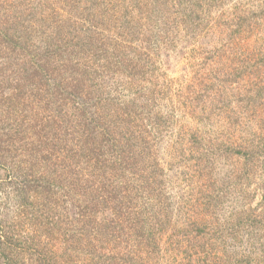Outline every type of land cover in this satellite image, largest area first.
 <instances>
[{"label": "rangeland", "instance_id": "rangeland-1", "mask_svg": "<svg viewBox=\"0 0 264 264\" xmlns=\"http://www.w3.org/2000/svg\"><path fill=\"white\" fill-rule=\"evenodd\" d=\"M0 3L1 15L32 8L45 15L35 17L36 30L60 33L68 53L94 59L97 47H128L134 66L127 70L137 73L118 81L138 82L131 92L120 86L104 96L125 105L143 93L146 114L161 128L146 160L158 183H148L151 196L141 206L150 216L146 232L168 228L159 264H264V0ZM28 64V56L19 60L0 47V126L15 123L23 135L32 134L38 116L48 129L52 116L19 81ZM12 155L2 160L6 169L0 166L8 189L4 180L22 159ZM8 202L1 217L10 220L16 203Z\"/></svg>", "mask_w": 264, "mask_h": 264}, {"label": "trees", "instance_id": "trees-1", "mask_svg": "<svg viewBox=\"0 0 264 264\" xmlns=\"http://www.w3.org/2000/svg\"><path fill=\"white\" fill-rule=\"evenodd\" d=\"M2 6L0 47L17 53L19 60L28 56L22 70L26 80L19 81L52 116L48 129L38 116L29 135L14 129L15 123L8 130L0 126V166L6 169L2 160L9 153L22 158L4 180L11 189L0 184V195L1 190L6 194L0 198V264L161 263L168 228L146 232L150 216L141 207L150 195L148 183H158L146 160L161 128L146 114L150 104L143 93L125 105L104 96L120 86L131 92L138 82L118 81L122 74L137 73L127 70L134 66L128 47L113 52L97 47L94 59L74 55L60 33L36 30V18L45 15L36 17L35 8L21 16L16 10L1 15ZM34 36L39 38L32 40V52ZM10 199L16 204L7 220L1 215L12 207Z\"/></svg>", "mask_w": 264, "mask_h": 264}]
</instances>
